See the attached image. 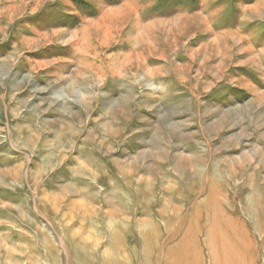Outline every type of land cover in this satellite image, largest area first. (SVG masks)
Returning a JSON list of instances; mask_svg holds the SVG:
<instances>
[{
	"label": "rangeland",
	"instance_id": "obj_1",
	"mask_svg": "<svg viewBox=\"0 0 264 264\" xmlns=\"http://www.w3.org/2000/svg\"><path fill=\"white\" fill-rule=\"evenodd\" d=\"M0 264H264V0H0Z\"/></svg>",
	"mask_w": 264,
	"mask_h": 264
},
{
	"label": "bare ground",
	"instance_id": "obj_2",
	"mask_svg": "<svg viewBox=\"0 0 264 264\" xmlns=\"http://www.w3.org/2000/svg\"><path fill=\"white\" fill-rule=\"evenodd\" d=\"M252 195H254V194H252ZM255 196H256V195H255ZM210 198H211V197H210ZM253 203H254V205H253ZM256 203H257V202H256ZM256 203H255V199H254V198H251L249 204H250V205L252 204V205H251L252 207L249 205V210H250V213L253 215V217L256 216V215H255V211H254L255 206H257V209H258V208H261V209H260L261 211H262V208H263L262 205H260V204H256ZM253 206H254V207H253ZM250 207H251V208H250ZM258 210H259V209H258ZM260 225H261V224H260L259 222L254 223V227H255V228H256V226L259 228ZM260 228H261V227H260ZM260 228H259V229H260ZM207 236H208V235H207ZM207 238H208V237H207ZM208 239H209V238H208ZM115 244H116V243H115ZM224 257H225V256H224Z\"/></svg>",
	"mask_w": 264,
	"mask_h": 264
}]
</instances>
